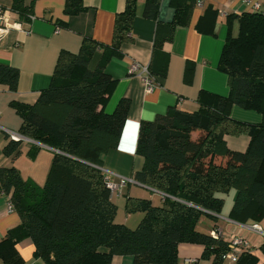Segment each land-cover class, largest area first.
Listing matches in <instances>:
<instances>
[{
  "label": "trees",
  "instance_id": "16d2710c",
  "mask_svg": "<svg viewBox=\"0 0 264 264\" xmlns=\"http://www.w3.org/2000/svg\"><path fill=\"white\" fill-rule=\"evenodd\" d=\"M159 2L145 0L142 15L155 20ZM196 2L173 0L166 40L175 25L187 24ZM134 6L135 0H126L117 14L109 47L84 39L76 53L61 50L49 85L35 101L13 104L21 118L17 132L54 152L42 185L23 179L14 166L0 168V190L20 217L0 241L5 264L22 263L16 244L23 238L32 241L34 255L46 264H109L115 255L131 256L132 264H176L180 243L200 244L201 256L210 257V264H227V242L197 229L201 215L214 218L212 214L222 209L223 195L234 189L230 218L246 222L264 216V122L246 124L229 115L233 105L264 115V13L256 10L228 16L217 65L228 78L226 96L200 91L197 110L169 108L140 123L135 153L142 166L132 179L158 191L162 202L154 205L128 197L126 212L141 211L143 216L134 228L116 221L117 208L100 164L101 156L118 143L129 101L121 98L112 112H105L115 79L104 70V62L127 37ZM83 8L80 0H66L67 14ZM10 10L31 18L19 0ZM214 14L208 7L196 24L198 30L209 32L212 25L204 26V19L212 21ZM231 19L237 21L235 35ZM159 42L156 36L154 50ZM97 49H102L101 57L91 66ZM148 72L156 75L149 67ZM17 80L18 70L0 63V87L15 91ZM228 135L247 136L245 148L230 149ZM21 144L8 138L2 153L13 159ZM36 151L31 144L30 155ZM259 249L264 255V244ZM250 253L233 264H253Z\"/></svg>",
  "mask_w": 264,
  "mask_h": 264
},
{
  "label": "crops",
  "instance_id": "0c3cea01",
  "mask_svg": "<svg viewBox=\"0 0 264 264\" xmlns=\"http://www.w3.org/2000/svg\"><path fill=\"white\" fill-rule=\"evenodd\" d=\"M84 7L76 14L65 12L66 0H19L20 6L31 13L28 20L12 12L14 0H0V7L6 9L11 23L18 26L0 31V63L18 70L15 91L0 87V168L14 166L23 179H30L41 185L52 158L54 149L34 142L22 141L20 152L11 159L2 153L8 137L4 129L18 131L21 118L14 103H32L40 90L46 88L61 50L78 52L84 39H93L109 47L113 42L115 18L125 8L126 0H80ZM190 11L187 24L173 27L171 39L166 40L171 31L169 23L174 14L173 0H160L156 19L142 15L145 0H135V14L127 37L116 45V52L104 62L115 84L105 105L110 113L121 98L129 101V108L120 138L114 148L101 156L100 169L104 176L117 183L121 177L132 178L142 166V158L135 153L138 129L142 121H150L169 108L195 111L198 108L197 97L200 91L226 96L229 91L227 75L217 65L228 30V16L240 12L260 11L264 13V0H198ZM259 8L254 9L253 4ZM215 11L213 20L204 19V26H211L208 32L196 27L207 10ZM211 16V15H210ZM211 22V23H210ZM210 23V24H209ZM209 24V25H208ZM236 19L230 20V31L237 33ZM156 36L160 46L154 50ZM164 38V39H163ZM102 49H97L91 59V66L99 61ZM133 62L150 68L154 73L155 86L146 92L145 84L138 74L128 72ZM189 71L186 74V69ZM164 70V73H162ZM232 119L246 123L264 122V115L236 105L231 106ZM226 144L232 150H243L247 144L245 135H228ZM31 144L37 146L34 156L30 155ZM42 179V180H41ZM44 181V180H43ZM128 197L148 199L154 205L161 204V194L140 183H127L119 192L110 195L116 205V221L134 228L143 216V212H126ZM235 197L231 189L223 195L224 203L214 218L198 221L197 229L211 233L218 228L224 238L231 234L245 237L251 245L253 264H264L259 246L264 244V216L259 220L236 221L228 216ZM8 195L0 190V241L6 233L20 222L16 210H7ZM211 215V214H210ZM257 224L261 233L252 229ZM16 250L22 258L21 264H46L34 255V247L29 238H23L16 244ZM203 247L195 243H180L177 249L176 264H210V257H202ZM0 264H5L0 257ZM109 264H132L128 255L113 256Z\"/></svg>",
  "mask_w": 264,
  "mask_h": 264
},
{
  "label": "built area",
  "instance_id": "2783aa9c",
  "mask_svg": "<svg viewBox=\"0 0 264 264\" xmlns=\"http://www.w3.org/2000/svg\"><path fill=\"white\" fill-rule=\"evenodd\" d=\"M244 1L249 2L250 0H244ZM196 3L201 4V2L198 0ZM253 8L258 9L259 4L254 3ZM16 26H18V24L11 23L9 21V19L7 17L6 9L0 7V31H1V33L2 32L4 33L9 28H13ZM128 72L131 74H138L141 77L142 81L145 84L146 92H150L153 89V87L155 86L154 76L148 72L147 67L140 66L138 63L133 62L129 65ZM4 132L6 133V135L9 139H12L15 141H31L30 139H27V138L23 137L22 135H20L17 131L4 129ZM104 180H105V186L110 190V193L119 192L121 190V188L124 187L129 182L130 183L136 182L132 178L121 177L117 183H114V182L109 180V177L106 174L104 176ZM7 210L8 211L13 210L12 205L9 202H8ZM251 227L254 231H256L258 233L262 232L260 227L257 224H254ZM210 234L214 237L220 236V237L224 238L222 236V232L218 228L214 229ZM224 239L227 242L228 250L224 254L223 260L227 264L235 263L238 260V258L241 256V254L252 250L249 241L243 236L231 234ZM193 261H194L193 259H186L185 260V262L187 264H192Z\"/></svg>",
  "mask_w": 264,
  "mask_h": 264
},
{
  "label": "rangeland",
  "instance_id": "374dc122",
  "mask_svg": "<svg viewBox=\"0 0 264 264\" xmlns=\"http://www.w3.org/2000/svg\"><path fill=\"white\" fill-rule=\"evenodd\" d=\"M42 180V179H41ZM43 180L45 181V179L43 178ZM41 181V185L44 183V181ZM202 218H205V219H211V220H213L208 214H206V213H203L202 215H201V217H200V219H199V221L200 220H202Z\"/></svg>",
  "mask_w": 264,
  "mask_h": 264
}]
</instances>
